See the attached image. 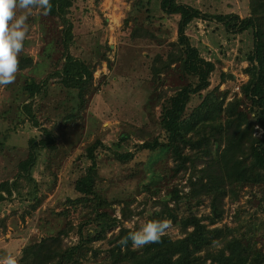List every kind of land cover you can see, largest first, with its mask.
I'll use <instances>...</instances> for the list:
<instances>
[{"label":"rangeland","instance_id":"obj_1","mask_svg":"<svg viewBox=\"0 0 264 264\" xmlns=\"http://www.w3.org/2000/svg\"><path fill=\"white\" fill-rule=\"evenodd\" d=\"M159 1L151 0V12L145 11L138 0H77L74 3L69 13L74 23L69 50L94 69V80L85 92L82 107L78 106L76 89L62 86L57 76H49L61 67L63 60L59 19L35 11L29 17L30 32L19 57L31 55L35 62L19 70L15 83L0 87V182L15 177L19 162L27 157L29 139H39L41 127L54 128L58 145L51 152H41L32 169L36 183L20 179L23 195L14 194L0 202V258L7 254L19 258L25 245L56 235L64 228L72 227L68 235L62 234L64 242L75 243L78 227L83 225L85 231L91 226L84 223L90 208L85 204L75 206L68 198L80 195L75 181L86 170L89 163L86 150L95 140L106 147L98 150L96 188L110 201L107 210L120 219L122 226L134 223L138 230L141 221L148 220L149 215L161 208L156 202L167 197L169 188L174 184L183 187L186 183L188 174H173L174 162L169 152L137 148L139 143L154 136L164 138L160 126L162 105L189 81L174 68L155 77V57H166L170 42L177 39L179 19L178 15L164 13ZM179 1L209 15L237 13L245 17L250 13V0ZM143 26L150 35L143 34ZM136 27L134 36L132 31ZM187 33L201 55L215 63L208 91L217 86L228 90L227 100L239 94L240 84L248 78L244 69L248 65L246 54L253 43L251 31H230L215 18L206 17L194 20ZM222 73H227V77L223 78ZM26 78L37 81L49 78L47 91L35 96L32 104L39 126L21 108L23 103L31 101L23 88ZM200 100L199 94L193 95L186 113ZM245 102L243 108L247 110L249 102ZM69 113L76 114L73 122L64 120ZM261 133L256 126L254 134ZM114 151L133 152L134 157L120 161L113 155ZM35 184L38 206L33 208L37 201L32 198ZM155 189L159 192L155 193ZM263 191L264 187L259 185L246 186L240 190L237 200L226 196L223 218L215 225L236 226L239 212L243 222L255 221L264 232V212L259 204ZM208 202L206 199L200 206L198 215L211 211ZM124 208L127 218L123 216ZM178 213L181 217L183 210ZM169 220L172 228L168 234L174 239L181 237L180 224ZM248 221L243 224L248 225ZM121 224L93 242L98 256L90 252L82 264H110L109 238L119 231Z\"/></svg>","mask_w":264,"mask_h":264},{"label":"trees","instance_id":"obj_2","mask_svg":"<svg viewBox=\"0 0 264 264\" xmlns=\"http://www.w3.org/2000/svg\"><path fill=\"white\" fill-rule=\"evenodd\" d=\"M76 1L51 0L53 8L48 16L59 19L61 23L63 60L61 67L49 76H57L62 86L76 89L78 106L82 107L85 92L94 80V69L73 56L69 50L74 38V23L69 13ZM138 2L145 11H152L151 0ZM159 8L164 13L178 15L179 19L177 39L170 42L171 48L166 57H155V77L174 68L189 81L162 105L160 126L164 138L154 136L152 140L139 143L137 148L169 152L174 162L171 168L173 174H188L183 187L174 184L169 188L167 197L156 202L161 208L148 216V220L169 218L178 222L183 235L174 239L167 234L159 243L139 249H133L130 241L127 247L118 243L127 236L129 227L122 226L117 216L110 215L107 210L110 201L96 188L98 150L106 147L100 140H95L86 150L89 162L86 170L75 181V189L80 195L68 198L75 206L85 204L90 208L84 223L91 226L85 231L83 225L79 226V237L72 244H66L62 236L68 235L70 227L25 245L18 258L19 264H82L90 252L98 256L99 251L94 248L93 242L103 238L108 229L119 223V231L109 238L112 244L108 249L110 264H264V232L255 221L250 223L246 220L244 222L248 221V225H244V219H240L238 212L236 219L239 222L236 226L231 227L227 223L215 225L223 218L226 196L235 201L240 196V190L246 186L264 187V0H250V13L245 17L237 13L209 15L179 0H160ZM206 17L215 18L227 30L252 33V48L246 54L248 65L244 69L248 78L240 84L239 94L230 100H227L228 90H221L217 86L208 91L215 63L201 55L187 33L194 20ZM125 22L128 24V20ZM137 28L132 31L134 36ZM142 31L143 34H151L144 26ZM34 62L31 55L19 57V70L32 66ZM222 76L226 78L227 73H222ZM48 81L49 78L39 81L25 79L23 88L28 93L27 99L31 101L23 103L21 108L35 126L40 123L33 112V100L47 91ZM203 91L207 92L202 95ZM196 94L201 97L200 102L186 113L192 96ZM245 101L249 102L247 110L243 108L244 103H247ZM75 119V113L64 117L65 121L73 122ZM256 126L261 129V135L254 134ZM41 131L39 139H29L27 157L19 162L15 177L0 182V202L14 194L23 195L20 179L36 183L32 169L41 152H51L57 147L54 128L41 127ZM113 155L120 161L134 157L133 152L114 151ZM37 190L35 184L32 198L37 201L33 203V208L38 206ZM154 192L159 191L155 189ZM206 199L209 200L211 211L198 215ZM259 204L264 212V191ZM125 209L123 216L127 218ZM180 209L183 210L181 217L178 213Z\"/></svg>","mask_w":264,"mask_h":264},{"label":"clouds","instance_id":"obj_3","mask_svg":"<svg viewBox=\"0 0 264 264\" xmlns=\"http://www.w3.org/2000/svg\"><path fill=\"white\" fill-rule=\"evenodd\" d=\"M52 8L51 0H0V87L16 81L19 56L30 32L29 17L34 11L48 15ZM128 227L127 236L118 243L127 247L130 241L133 249H139L159 243L171 230L172 222L167 218L152 219L141 221L138 230L134 223ZM0 264H19V259L16 255L7 254L0 258Z\"/></svg>","mask_w":264,"mask_h":264},{"label":"water","instance_id":"obj_4","mask_svg":"<svg viewBox=\"0 0 264 264\" xmlns=\"http://www.w3.org/2000/svg\"><path fill=\"white\" fill-rule=\"evenodd\" d=\"M229 77H230V78H234V75H232V74H229Z\"/></svg>","mask_w":264,"mask_h":264}]
</instances>
